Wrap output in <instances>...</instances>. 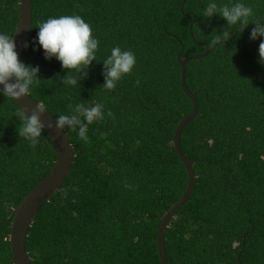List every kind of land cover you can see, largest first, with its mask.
Masks as SVG:
<instances>
[{"label":"trees","instance_id":"16d2710c","mask_svg":"<svg viewBox=\"0 0 264 264\" xmlns=\"http://www.w3.org/2000/svg\"><path fill=\"white\" fill-rule=\"evenodd\" d=\"M20 1L0 0V32L14 37ZM246 2L264 16V0ZM205 4L33 0L21 60L39 67L41 81L30 97L54 118L77 103H101L106 115L89 125L87 143L65 131L76 157L66 183L29 229L32 264H161L158 229L190 181L174 144L179 125L194 111L182 88L181 63L208 51L187 68L186 85L200 110L181 145L196 186L166 231L167 264H264V66L257 62L264 38L250 40L255 25H249L225 48L210 50L213 31L222 32L226 21L200 17ZM73 14L90 23L100 41L97 62L80 88L61 84L66 70L34 43L42 21ZM116 45L132 50L137 64L107 91L102 62ZM19 111L0 97V264H13L14 210L58 157L46 131L35 149L19 137Z\"/></svg>","mask_w":264,"mask_h":264},{"label":"clouds","instance_id":"9594fccd","mask_svg":"<svg viewBox=\"0 0 264 264\" xmlns=\"http://www.w3.org/2000/svg\"><path fill=\"white\" fill-rule=\"evenodd\" d=\"M215 16L226 21V27L222 32L213 31L212 39L207 45L210 50L224 47L233 33H242L249 25H255L250 33V40L264 38V16H259L246 0H206L200 17L210 20ZM34 43L43 50L46 60L54 58L60 62L67 73L60 79V83L68 88H80L81 81L88 77L89 66L94 61L97 62L100 49V41L93 34L91 24L75 14L50 17L42 21ZM24 47L27 49L29 45L26 43ZM258 57L257 62L264 66V39L259 44ZM102 63V86L107 91H114L124 77L133 74L137 58L132 50L116 45ZM39 71L38 66L27 65L18 58L13 35L0 32V97L16 102L30 96L41 81ZM136 83L139 85L140 81L137 80ZM69 109L67 114H60L53 119L55 129L75 133L80 141L87 143L89 125L105 119L104 105L77 103L70 105ZM45 113L46 108L39 104L32 110L31 115L25 110L17 113L22 124L18 135L33 149L39 145L45 132V126L41 122ZM107 115L111 116L112 113L109 111ZM48 127L51 129L53 125Z\"/></svg>","mask_w":264,"mask_h":264},{"label":"water","instance_id":"95a60500","mask_svg":"<svg viewBox=\"0 0 264 264\" xmlns=\"http://www.w3.org/2000/svg\"><path fill=\"white\" fill-rule=\"evenodd\" d=\"M33 21V0L20 1V16L17 29L14 35V42L16 44V51L18 58L21 60L26 48L24 45L29 42ZM211 51L201 56H194L186 59L181 63L182 65V88L187 97L194 104V111L190 116L184 117L179 125L175 135V149L178 156L181 158L184 166L189 174V186L182 197V199L165 215L161 225L158 229V247L161 264H167L166 250H165V234L169 228L172 220L176 217L180 209L190 200L194 193L196 186V174L193 163L184 154L181 137L184 130L197 117L200 105L196 94L190 92L186 85V76L188 64L193 60H200L207 57ZM21 110H25L31 115L32 110L36 105H42L30 96L15 102ZM43 106V105H42ZM55 119L47 110L44 116L41 117V122L45 126V131L51 138L56 150L57 161L51 173L25 198L22 204L14 210V219L11 231V247L13 253V264H32L26 249V240L29 229L33 226L36 217L43 208V206L50 202L52 197L57 194L67 181L71 174L72 165L75 160V151L72 147L70 137L66 132L57 131L54 126ZM53 125L49 129V125Z\"/></svg>","mask_w":264,"mask_h":264}]
</instances>
